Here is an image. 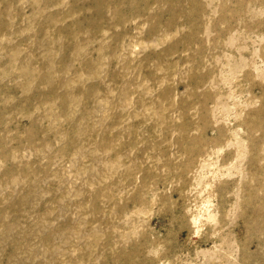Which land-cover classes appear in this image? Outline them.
Instances as JSON below:
<instances>
[{
	"label": "rangeland",
	"instance_id": "1",
	"mask_svg": "<svg viewBox=\"0 0 264 264\" xmlns=\"http://www.w3.org/2000/svg\"><path fill=\"white\" fill-rule=\"evenodd\" d=\"M0 264H264V0H0Z\"/></svg>",
	"mask_w": 264,
	"mask_h": 264
}]
</instances>
